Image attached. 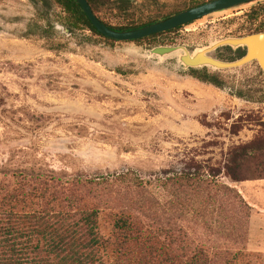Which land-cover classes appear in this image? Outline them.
Listing matches in <instances>:
<instances>
[{
    "label": "rangeland",
    "instance_id": "obj_1",
    "mask_svg": "<svg viewBox=\"0 0 264 264\" xmlns=\"http://www.w3.org/2000/svg\"><path fill=\"white\" fill-rule=\"evenodd\" d=\"M134 1L147 17L182 10L193 0H155L157 8L154 0ZM257 3L264 0L204 17L150 44L107 43L88 31L70 32L66 14L51 0H0V189L8 182L3 171L130 173L150 183L165 203L170 196L160 181L200 170L236 190L250 217L251 204L264 213L263 71L255 61L231 70L206 68L224 82L219 89L193 78L179 62L184 52L256 29L261 21L249 13ZM101 17L115 27L122 20L117 10ZM159 46L180 49L151 54ZM234 51L223 47L210 55L231 62ZM240 147L255 153L240 168L230 166L235 182L226 162ZM217 207L223 210L220 230L228 232L232 204ZM250 217L244 237L222 238L213 223L211 231L198 223L183 228L211 253H241L250 264H264L257 245L261 239L264 247V233L256 244L248 242ZM100 225L107 235L106 219Z\"/></svg>",
    "mask_w": 264,
    "mask_h": 264
},
{
    "label": "trees",
    "instance_id": "obj_2",
    "mask_svg": "<svg viewBox=\"0 0 264 264\" xmlns=\"http://www.w3.org/2000/svg\"><path fill=\"white\" fill-rule=\"evenodd\" d=\"M51 1L66 14L70 32L84 30L107 43L116 42L100 35L74 0ZM209 1L193 0L182 10L145 17L134 0H87L96 17L119 32L149 26ZM152 2L151 6H159ZM257 4L249 16L261 22L248 33L264 32V4ZM107 10L122 14L117 27L101 17ZM183 27L131 42L151 44ZM189 73L216 88L225 85L206 68ZM254 153L250 147L229 153L226 172L233 181L239 179L229 173L230 166L240 168ZM2 176L8 182L0 189V264H250L241 253L209 252L191 241L183 228L198 223L211 231L213 223L215 234L222 238L245 236L250 207L236 190L213 183V172L167 176L160 181L170 196L165 203L149 190L150 183L130 173L67 176L3 171ZM221 202H230L234 210L228 232L220 230L223 210L217 204ZM102 219L108 223L107 235L101 231Z\"/></svg>",
    "mask_w": 264,
    "mask_h": 264
},
{
    "label": "water",
    "instance_id": "obj_3",
    "mask_svg": "<svg viewBox=\"0 0 264 264\" xmlns=\"http://www.w3.org/2000/svg\"><path fill=\"white\" fill-rule=\"evenodd\" d=\"M81 8L93 28L103 37L116 42H131L147 38L154 34L174 30L180 26H186L204 17L241 7L246 4L256 3L260 0H212L196 7L189 8L180 13L169 16L149 26L131 30L115 31L105 26L93 13L87 0H74ZM230 47L232 49L243 48L246 54L238 60L227 62L220 61L210 55L219 48ZM180 48L172 46H159L150 52L157 56H166ZM257 62L264 73V32L254 33L238 38H227L216 42L209 47L195 52H184L179 56V62L186 69L212 68L214 70H231L243 67L251 62Z\"/></svg>",
    "mask_w": 264,
    "mask_h": 264
},
{
    "label": "crops",
    "instance_id": "obj_4",
    "mask_svg": "<svg viewBox=\"0 0 264 264\" xmlns=\"http://www.w3.org/2000/svg\"><path fill=\"white\" fill-rule=\"evenodd\" d=\"M250 206L252 207L251 210L253 211V214H254V212H255V214L250 217L249 228L247 231V234L249 237V240H248L249 245H250V243L256 244V241H257L256 236H259L258 238L260 239V236L264 233V230L262 228V227H264V213L262 212V209L259 210V208L256 206H253V204H251ZM254 208H256L259 211V213L254 211L255 210ZM261 242H262L261 239L258 240L257 245H259L261 247L260 251H262L264 253V247H262L263 242L262 243Z\"/></svg>",
    "mask_w": 264,
    "mask_h": 264
},
{
    "label": "flooded vegetation",
    "instance_id": "obj_5",
    "mask_svg": "<svg viewBox=\"0 0 264 264\" xmlns=\"http://www.w3.org/2000/svg\"><path fill=\"white\" fill-rule=\"evenodd\" d=\"M259 33H261V32H259ZM250 34H254V33H247L246 35H250ZM246 35H244V36H246ZM224 48L228 49L230 51L232 50L230 47H224ZM234 53H235V59L238 60V59H240L241 57H243L246 54V50L243 49V48H240V50L239 49H235Z\"/></svg>",
    "mask_w": 264,
    "mask_h": 264
}]
</instances>
